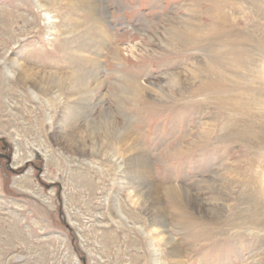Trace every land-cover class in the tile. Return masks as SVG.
Returning a JSON list of instances; mask_svg holds the SVG:
<instances>
[{
    "label": "rangeland",
    "instance_id": "rangeland-1",
    "mask_svg": "<svg viewBox=\"0 0 264 264\" xmlns=\"http://www.w3.org/2000/svg\"><path fill=\"white\" fill-rule=\"evenodd\" d=\"M196 70L222 89L176 87ZM262 107L264 0H0V264H264Z\"/></svg>",
    "mask_w": 264,
    "mask_h": 264
},
{
    "label": "bare ground",
    "instance_id": "bare-ground-1",
    "mask_svg": "<svg viewBox=\"0 0 264 264\" xmlns=\"http://www.w3.org/2000/svg\"><path fill=\"white\" fill-rule=\"evenodd\" d=\"M78 1V6L80 7V8H85L86 10H88L89 12H92V11H94V9H95V7L98 5V0H77ZM204 13V12H203ZM202 13V14H203ZM205 14V13H204ZM203 14V15H204ZM206 15V14H205ZM214 15V14H213ZM208 16H209V14H208ZM211 17H212V13H211V15H210ZM50 18V17H49ZM215 18L217 19L216 21H219L220 23H222L223 22V20H225V16L222 14V13H218V12H216L215 13ZM202 19V18H201ZM215 20V19H214ZM51 22H52V20H51ZM183 22V21H182ZM189 23V22H188ZM187 23V24H188ZM190 24V23H189ZM188 24V25H189ZM188 25H186L185 27L187 28V31L184 33L185 35H186V37H187V39L189 40V42H188V44L190 45V46H193L192 44H196V43H199V42H202V41H204L206 38H207V34H202V33H200V31H203L204 29L203 28H199V26L198 25H191V26H188ZM185 28V29H186ZM182 29H184V27L182 28ZM183 31V30H182ZM181 32V31H180ZM181 34V33H180ZM179 34V35H180ZM182 34H183V32H182ZM178 35V36H179ZM179 38V37H178ZM182 38H183V35H182ZM215 38V37H214ZM187 42V41H186ZM186 42H184V44L186 43ZM181 44V43H180ZM187 44V45H188ZM184 46V45H183ZM185 47V46H184ZM182 48V47H181ZM185 49V48H184ZM186 49H187V47H186ZM211 52V51H210ZM215 52V51H214ZM217 52V51H216ZM212 53H210V55H211ZM220 54H221V52H220ZM219 54V55H220ZM217 55V54H216ZM218 55V56H219ZM222 56V55H221ZM221 56H219V57H221ZM230 56V55H229ZM217 57V56H216ZM219 57H217V58H219ZM232 57H233V55H232ZM236 57V56H235ZM223 58V57H222ZM234 58V57H233ZM214 59V58H213ZM232 59V58H231ZM215 60V59H214ZM86 61H89V60H86ZM237 61V60H236ZM90 62V61H89ZM204 62H207V61H204ZM208 62H209V60H208ZM207 62V63H208ZM210 62H212V61H210ZM212 64H213V62H212ZM93 65H95V63L93 64ZM196 65V64H195ZM212 66H214V64L212 65ZM244 66V65H243ZM200 67V66H199ZM199 67L197 68V69H199ZM209 67V66H208ZM218 66H215V68H217ZM239 67H241V65H239ZM210 68V67H209ZM196 69V68H195ZM194 69V70H195ZM211 69V68H210ZM231 69H233V68H231ZM203 70V68L200 70V72ZM207 70V69H206ZM220 70V69H219ZM77 71V73L72 77V80H71V84H75L76 86H77V88L75 89V90H77V89H79V90H81V85H82V83H83V81L85 80L84 79V77H87V78H89V74L90 73H80L79 72V69L78 70H76ZM196 71H198V70H196ZM221 71V70H220ZM78 72L80 73V74H78ZM192 72H194V71H192ZM199 72V71H198ZM200 72H199V74H200ZM203 72H204V70H203ZM203 72H202V74H203ZM222 73H224V72H222ZM231 73V72H230ZM195 74H197V76H198V73L197 72H195ZM233 74H236V73H234L233 72ZM240 74V73H239ZM185 75V74H184ZM205 76L206 75H208V73L207 74H204ZM217 75H219V73H217ZM223 75V74H222ZM262 75H263V73H262ZM201 76V74L199 75V77ZM220 76V75H219ZM218 76V77H219ZM122 77V76H121ZM173 77H175V83H176V87L178 88V89H184V90H182L183 92H185V90L187 91L186 93L191 97L192 95H199V94H201V93H207V92H209V91H211V90H219V89H222L221 87L223 86V83L222 82H220V81H218L215 85L213 84V86L211 85V86H209V85H207L205 82H204V79H202L201 77L199 78V77H192V79L191 78H189L188 79V81L187 82H182L181 80H179L180 78H179V75H177V74H173ZM26 79H28V78H30V80H33L35 83H36V85L37 86H40V84H39V80H36V78L35 77H25ZM196 78H198V79H196ZM122 79V85H123V89L124 90H126V91H128L129 93H130V95L129 96H131L132 98H134L135 99V97H139V96H141L140 95V93L142 92V86H140L139 85V83H138V79H137V77H131V76H123V78H121ZM191 79V80H190ZM221 80V79H220ZM186 81V80H185ZM78 84V85H77ZM73 86V85H72ZM74 87V86H73ZM68 88V87H67ZM170 88H171V92H173V88L174 87H172V86H170ZM177 88H175V89H177ZM158 89L159 90H161L162 88L160 87V86H158ZM125 91V92H126ZM155 91V90H154ZM127 92V93H128ZM177 93V92H176ZM181 93V92H180ZM31 94L35 97V98H37V94L34 92V91H31ZM178 94V93H177ZM183 95V94H182ZM136 100H138V99H136ZM235 101V100H234ZM233 101V102H234ZM227 103V102H226ZM190 104V103H189ZM251 104V103H250ZM186 104H184V106H185ZM187 105H188V103H187ZM181 106V108H182V105H180ZM233 106V105H232ZM231 107V106H230ZM262 108H264V107H262ZM183 110V109H182ZM246 110V109H245ZM181 111V110H180ZM224 111V110H223ZM230 111V110H229ZM246 111H248V110H246ZM72 114L73 113H71L70 115H69V118H72ZM124 126V125H123ZM121 127L120 126V128H124L123 129V134L125 133V131H126V128L125 127ZM223 127H222V130H224V128H225V124H223L222 125ZM263 129V128H262ZM211 131V130H210ZM117 132H121V130H117ZM254 133V132H253ZM205 135H206V137H208L209 136V133L207 132V133H205ZM120 136V135H119ZM125 136H126V138L124 139L125 141L127 140L128 142H129V138H130V133H129V131H127V133L125 134ZM70 141V140H69ZM76 143V144H75ZM72 144H75V146L77 147V149L79 150V151H82V152H84V150H83V148H80L79 146H78V144H77V142H75V141H72ZM136 145H134V147H132V146H130V144H129V147H131V148H136L135 147ZM101 149V148H100ZM94 150H95V148H94ZM96 150H99V149H96ZM137 150V149H136ZM138 151V150H137ZM140 152V151H139ZM20 152L16 149L15 151H14V153H13V158H14V160H16V159H19L20 158V154H19ZM140 155V154H139ZM138 170L140 171V172H142L143 173V175H146V174H148L149 173V166H148V163H147V161H146V159H144V157L143 156H138ZM148 172V173H147ZM150 175V174H149ZM230 181V180H229ZM230 183V182H229ZM150 188V187H149ZM157 188V187H156ZM153 185H152V187L148 190V192H146V194L143 196V197H140V196H136V198L135 199H133V201L135 202V203H138V205L139 204H141V207H144V208H148L147 206H149V204L151 203L153 206H154V209L152 208V211L154 212V211H157L158 209H160V200H159V198H157V196L155 195V193H153V191L156 189ZM158 193V192H157ZM156 193V194H157ZM174 194V193H173ZM168 197V196H167ZM263 197V196H262ZM252 199V198H251ZM170 200V199H169ZM178 200V199H177ZM148 201H149V204L148 205H146V202L148 203ZM173 202V201H172ZM175 203V202H174ZM157 218V217H156ZM123 219L125 220V217H123ZM157 220V219H156ZM239 221V220H238ZM159 222V221H158ZM153 224V223H152ZM161 223H159V225H160ZM158 225V226H159ZM153 227V226H152ZM160 227V226H159ZM137 228H139V230L143 233V234H147L145 231H144V229H143V227L142 226H140V225H138L137 226ZM162 228H164V227H162ZM161 229V228H160ZM159 228H157L156 226L155 227H153L152 228V232H150V233H148L149 234V238H151V239H149V244H150V246L152 247V249H154L155 251H160L161 249L160 248H158V246H159V241L160 240H164L166 243H168V244H171L170 243V238L168 239L167 238V236L165 237L164 236V233H163V231H161ZM149 230H150V228H149ZM163 230V229H162ZM153 235H155L156 237H154ZM231 239V238H230ZM151 240V241H150ZM152 240H157V242H158V244L157 245H154V242H152ZM173 241V240H172ZM252 243V242H251ZM171 248L173 249L174 248V242H173V246H171ZM175 252V251H174ZM159 254V253H158ZM159 258V257H158ZM172 263V262H171ZM173 264H183V261L179 258V257H177V258H175V261L173 262Z\"/></svg>",
    "mask_w": 264,
    "mask_h": 264
},
{
    "label": "water",
    "instance_id": "water-1",
    "mask_svg": "<svg viewBox=\"0 0 264 264\" xmlns=\"http://www.w3.org/2000/svg\"><path fill=\"white\" fill-rule=\"evenodd\" d=\"M1 141L4 143L5 146L7 145L9 147V144H8V142L5 139H1ZM35 154H36V158L40 159V154L37 152V150H35ZM5 158H6V161H7V166H9L10 157L9 156H5Z\"/></svg>",
    "mask_w": 264,
    "mask_h": 264
},
{
    "label": "flooded vegetation",
    "instance_id": "flooded-vegetation-1",
    "mask_svg": "<svg viewBox=\"0 0 264 264\" xmlns=\"http://www.w3.org/2000/svg\"><path fill=\"white\" fill-rule=\"evenodd\" d=\"M5 153H6V149L4 148V150H2L0 152V159H4L3 157H4Z\"/></svg>",
    "mask_w": 264,
    "mask_h": 264
}]
</instances>
